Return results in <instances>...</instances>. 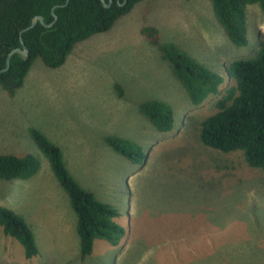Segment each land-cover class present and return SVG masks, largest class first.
I'll use <instances>...</instances> for the list:
<instances>
[{"label":"rangeland","instance_id":"obj_1","mask_svg":"<svg viewBox=\"0 0 264 264\" xmlns=\"http://www.w3.org/2000/svg\"><path fill=\"white\" fill-rule=\"evenodd\" d=\"M247 18L250 42L237 46L212 0H140L110 30L78 42L62 66L36 59L15 95L0 85V154H34L40 162L29 179L0 178V205L26 219L39 253L27 258L0 225V264H264V170L242 151L202 144L197 123L220 95L193 104L142 33L157 27L162 43L226 77V66L252 56L264 33L259 4L248 6ZM232 85L227 77L222 93ZM154 99L174 107L171 132L142 114L140 105ZM32 127L60 146L82 186L120 210L126 235L119 245L97 239L93 254L81 257L77 214ZM110 135L137 142L148 159L131 162L106 142Z\"/></svg>","mask_w":264,"mask_h":264},{"label":"trees","instance_id":"obj_2","mask_svg":"<svg viewBox=\"0 0 264 264\" xmlns=\"http://www.w3.org/2000/svg\"><path fill=\"white\" fill-rule=\"evenodd\" d=\"M139 1L113 0L110 6H105L102 0H70L62 6L66 0H0V69L7 66V57L13 49L23 48V44L28 49L26 56L17 52L11 57L9 69L0 72V85L10 95H15L36 59H42L51 68L62 66L78 42L110 30ZM212 2L215 15L230 40L237 46H247L250 42L248 6L259 4L264 12V0ZM56 5H59L55 8L58 19L49 27L46 24L54 20L52 9ZM36 15L43 16L45 24L39 20L34 27L23 31ZM142 33L170 63L193 104L200 105L208 97L220 95L215 109L197 123L202 144L224 153L242 151L250 166L264 170V33L252 56L234 59L226 66V77L196 60L176 43H162L157 27L144 26ZM227 77L233 85L222 93ZM140 110L159 131L167 133L175 128L176 112L170 103L148 100L140 105ZM30 133L70 196L78 217L81 257L93 254L97 239L119 245L126 235L125 228L117 221L120 210L79 183L69 170L60 146L38 128L32 127ZM105 139L112 149L133 163L148 159L145 148L133 140L117 135ZM39 167L34 154H0L2 179H29ZM0 225L6 236L24 246L27 258L38 255L36 236L22 215L0 205Z\"/></svg>","mask_w":264,"mask_h":264},{"label":"water","instance_id":"obj_3","mask_svg":"<svg viewBox=\"0 0 264 264\" xmlns=\"http://www.w3.org/2000/svg\"><path fill=\"white\" fill-rule=\"evenodd\" d=\"M69 1H70V0H66V3L63 4L62 6L66 5ZM102 1H103V3H104L105 6H110L111 3L113 2V0H109V2H107L106 0H102ZM57 6H59V5L54 6L53 9H52V12H53V14H54V20H53L51 23L46 24V25L49 26V27H51L52 25H54V24L56 23L57 19H58V16H57V14L55 13V8H56ZM39 20H40L42 23L45 24V19H44V17L41 16V15H36V16L33 18L31 25L28 26L27 28H25L23 31L29 30V29H31L32 27H34V26L37 24V22H38ZM17 52H18V53H21L23 56H26V55L28 54V49H27V47H26L24 44H23V48H15V49H13V50L9 53V55H8V57H7V66H6L4 69H0V72L9 69V67H10V63H11V57H12L15 53H17Z\"/></svg>","mask_w":264,"mask_h":264}]
</instances>
